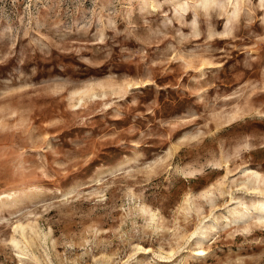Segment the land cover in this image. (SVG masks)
Instances as JSON below:
<instances>
[{
    "label": "rangeland",
    "instance_id": "obj_1",
    "mask_svg": "<svg viewBox=\"0 0 264 264\" xmlns=\"http://www.w3.org/2000/svg\"><path fill=\"white\" fill-rule=\"evenodd\" d=\"M3 195L0 264H264V0H0Z\"/></svg>",
    "mask_w": 264,
    "mask_h": 264
},
{
    "label": "bare ground",
    "instance_id": "obj_2",
    "mask_svg": "<svg viewBox=\"0 0 264 264\" xmlns=\"http://www.w3.org/2000/svg\"><path fill=\"white\" fill-rule=\"evenodd\" d=\"M206 1V0H205ZM5 198V200H3ZM8 198H9V196L8 195H6V196H0V204H4V202H7L8 201ZM259 207V208H258ZM257 208H256V210L258 211V212H262V211H264V205L263 204H261L260 203V205L258 206ZM237 218V217H236ZM241 219V218H240ZM237 222V221H236ZM16 227V226H15ZM16 228H19L22 232L24 231V228H23V226H21V225H17V227ZM15 231H16V229H14ZM21 235L23 236V237H25L24 236V234L23 233H21ZM22 238V237H21ZM23 241V240H22ZM12 242H13V244L15 245V247L17 248V249H19V254H18V257L19 258H21V259H23L22 258V253L24 252V250H23V252L21 251V248L19 247L20 246V241L18 240V239H13L12 240ZM24 242V241H23ZM21 253V254H20ZM24 254V253H23ZM19 264H22L21 262L19 263Z\"/></svg>",
    "mask_w": 264,
    "mask_h": 264
}]
</instances>
